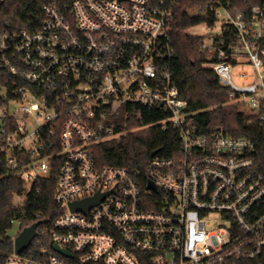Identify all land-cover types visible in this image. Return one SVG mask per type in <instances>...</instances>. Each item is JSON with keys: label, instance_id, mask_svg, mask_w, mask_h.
I'll return each instance as SVG.
<instances>
[{"label": "built area", "instance_id": "built-area-1", "mask_svg": "<svg viewBox=\"0 0 264 264\" xmlns=\"http://www.w3.org/2000/svg\"><path fill=\"white\" fill-rule=\"evenodd\" d=\"M180 1L48 0L39 29L0 32L11 82L0 86V169L24 183L21 204L58 171L52 228L5 264H264V158L250 139L199 133L187 112L172 73ZM189 1L213 22L183 33L203 39L205 66L264 128V4L246 15ZM138 106L167 112L159 125L180 148L144 170L101 167L94 149L117 136L111 115ZM97 195L88 214L72 211Z\"/></svg>", "mask_w": 264, "mask_h": 264}, {"label": "trees", "instance_id": "trees-1", "mask_svg": "<svg viewBox=\"0 0 264 264\" xmlns=\"http://www.w3.org/2000/svg\"><path fill=\"white\" fill-rule=\"evenodd\" d=\"M48 0H6L0 7V32L6 23L14 28L37 30L43 23V9ZM222 3L238 13L249 15L254 6L263 5L258 0H224ZM197 6L196 1L182 0L175 7V29L172 35L175 58L172 73L181 98L187 102V112L200 130L199 133L209 135L223 131L233 137L247 138L256 144L257 157L264 158V128L253 115L240 111L231 103L229 91L219 83L215 72L206 65L207 54L201 50L203 39L183 33L184 30L207 21L208 18L193 15L190 9ZM232 34L225 36V41ZM10 79L0 72V86L10 85ZM4 105L0 95V108ZM138 115H132L131 107L123 110L126 118L115 115V134L119 136L98 145L94 151L101 167H123L129 170H144L151 161V155L159 151V156L172 157L180 148V135L175 129L163 131L159 123L169 117L161 109L150 110L136 107ZM137 129V131H134ZM58 171H52L48 180L38 181L27 200L20 205L15 204L16 196L25 195V185L0 169V264L7 263V257L13 253L14 239L9 235L13 229L12 222L21 223V231L41 222L40 231L52 228L53 213L57 210L54 201ZM20 231V232H21ZM32 245L28 256L36 247ZM48 241V237L45 238ZM48 243V242H47ZM50 247V244H49Z\"/></svg>", "mask_w": 264, "mask_h": 264}, {"label": "water", "instance_id": "water-1", "mask_svg": "<svg viewBox=\"0 0 264 264\" xmlns=\"http://www.w3.org/2000/svg\"><path fill=\"white\" fill-rule=\"evenodd\" d=\"M159 151H155L152 153L151 157H155ZM105 196L97 195L95 198L86 199L80 202H75L71 204V209L74 212H84L87 213L96 205H98L102 200H104ZM41 226V222H37L30 227H27L23 231H21L14 238V252L16 254H22L24 251L28 250L33 241L38 236V229ZM54 249L65 256L71 257V254L65 250L59 248V246H55Z\"/></svg>", "mask_w": 264, "mask_h": 264}, {"label": "rangeland", "instance_id": "rangeland-1", "mask_svg": "<svg viewBox=\"0 0 264 264\" xmlns=\"http://www.w3.org/2000/svg\"><path fill=\"white\" fill-rule=\"evenodd\" d=\"M224 17H225V15H223ZM231 103L232 104H234V105H237V107H238V109L240 110V111H243L244 109H243V107L241 106V105H238V104H235V103H233L232 101H231ZM119 115H120V117H124V118H126L127 116H126V113L125 112H123V111H119V113H118ZM115 119V115L113 116V115H111V117H110V120H114ZM34 128H36V126H34L33 127V129ZM119 136H113V139H117ZM22 203V200L20 199V198H18V197H16L15 198V204L16 205H19V204H21ZM21 223L20 222H15V224H14V226H13V229L11 230V232L9 233V235L14 239L19 233H20V231H21Z\"/></svg>", "mask_w": 264, "mask_h": 264}]
</instances>
